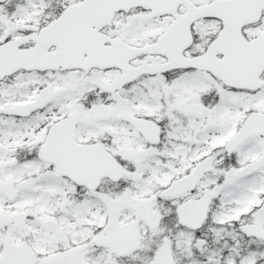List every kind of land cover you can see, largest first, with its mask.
<instances>
[{
    "label": "snow or ice",
    "instance_id": "6c2138e0",
    "mask_svg": "<svg viewBox=\"0 0 264 264\" xmlns=\"http://www.w3.org/2000/svg\"><path fill=\"white\" fill-rule=\"evenodd\" d=\"M0 264H264V0H0Z\"/></svg>",
    "mask_w": 264,
    "mask_h": 264
}]
</instances>
